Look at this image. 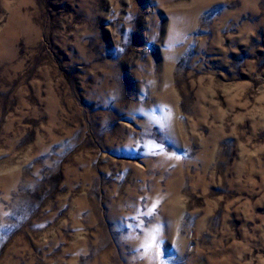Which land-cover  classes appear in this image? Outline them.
Segmentation results:
<instances>
[{
    "label": "rangeland",
    "instance_id": "rangeland-1",
    "mask_svg": "<svg viewBox=\"0 0 264 264\" xmlns=\"http://www.w3.org/2000/svg\"><path fill=\"white\" fill-rule=\"evenodd\" d=\"M0 264H264V0H0Z\"/></svg>",
    "mask_w": 264,
    "mask_h": 264
},
{
    "label": "snow or ice",
    "instance_id": "snow-or-ice-1",
    "mask_svg": "<svg viewBox=\"0 0 264 264\" xmlns=\"http://www.w3.org/2000/svg\"><path fill=\"white\" fill-rule=\"evenodd\" d=\"M150 246H151V241L146 242V244L144 245L145 248H148Z\"/></svg>",
    "mask_w": 264,
    "mask_h": 264
}]
</instances>
